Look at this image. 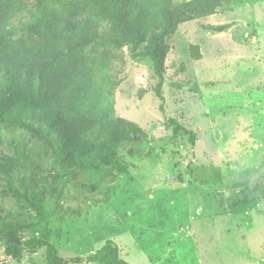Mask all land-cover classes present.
Instances as JSON below:
<instances>
[{"label": "rangeland", "instance_id": "rangeland-1", "mask_svg": "<svg viewBox=\"0 0 264 264\" xmlns=\"http://www.w3.org/2000/svg\"><path fill=\"white\" fill-rule=\"evenodd\" d=\"M136 1L150 11L160 4ZM14 3L12 44L35 51L45 35L68 34L61 19L54 30L25 29L40 2ZM221 3L167 38L164 103L149 58L129 45L108 48L115 115L146 133L115 147L121 169L95 153L66 162L28 129L0 127V150L18 154L25 171L12 184L0 172V264H48L46 248L25 245L45 227L61 260L81 259L72 264H96L87 258L108 240L130 264H264V0ZM70 20L108 28L90 10ZM18 77L10 90L25 89ZM44 187L45 219L32 203ZM8 239L23 247L20 259L6 253Z\"/></svg>", "mask_w": 264, "mask_h": 264}, {"label": "trees", "instance_id": "trees-1", "mask_svg": "<svg viewBox=\"0 0 264 264\" xmlns=\"http://www.w3.org/2000/svg\"><path fill=\"white\" fill-rule=\"evenodd\" d=\"M39 2V12H33L25 29L54 30L60 19L69 24L70 29L64 38L53 42L45 35L33 51L12 44L10 20L18 13L11 9L14 0H0V91H9V84L14 85V82L20 84L19 73L26 76L25 89L14 87L7 98L0 94V127L28 129L66 162L95 153L99 160L121 169L115 147L123 140L140 141L146 133L137 124L115 115L111 97L116 81L109 75L108 48L129 45L134 57L149 58L156 80L154 93L164 103L165 60L169 52L167 38L175 33L179 24L214 13L222 4L221 0H190L174 5L170 0H160L153 11L140 7L136 0ZM54 2L61 5L62 11L54 9ZM85 10H90L98 21L106 22L107 30L98 29L95 24L79 22L76 25L70 20L78 19ZM208 28L223 31L226 26ZM143 45V51H138ZM171 122L178 124L174 120ZM19 157L0 150V172L10 184L16 172H25L19 167ZM23 179L27 188V179L25 176ZM14 192L19 194L15 189ZM47 193L48 188L44 187L32 200L39 217L44 219L43 199ZM24 197L30 198V195L25 193ZM50 236L51 232L45 227L42 240L33 239L25 245L46 248L48 264L81 261L79 258L61 260ZM5 251L20 259L23 247L16 239H8ZM87 261L130 264L120 257L112 240Z\"/></svg>", "mask_w": 264, "mask_h": 264}]
</instances>
